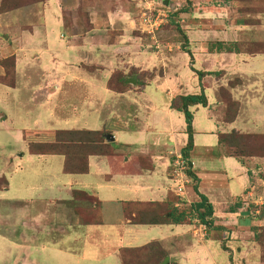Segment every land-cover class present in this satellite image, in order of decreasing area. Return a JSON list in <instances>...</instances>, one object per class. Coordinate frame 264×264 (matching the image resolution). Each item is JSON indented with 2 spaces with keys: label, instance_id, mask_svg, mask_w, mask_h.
Here are the masks:
<instances>
[{
  "label": "rangeland",
  "instance_id": "374dc122",
  "mask_svg": "<svg viewBox=\"0 0 264 264\" xmlns=\"http://www.w3.org/2000/svg\"><path fill=\"white\" fill-rule=\"evenodd\" d=\"M139 1L48 0L41 3L38 0H0V230L12 232L17 227L15 224L18 225L23 218L27 224L34 220L39 228L44 227L43 235H45L55 221L56 211L60 205L52 200L55 197L65 200L61 199L63 196L72 198L69 193L72 187L70 184L75 191L87 190L91 195L101 193L100 196L108 197L104 190L99 188L102 183L106 184V176L99 175L101 169L95 161L92 164L91 174L66 175L63 173L64 158L62 156L32 155L29 152L30 142L52 140L53 130L99 129L114 132L118 121L120 126L127 123L130 127L146 129L141 136L146 135L145 141L152 143L150 138L153 131L161 129L158 124L153 125L150 118L152 110L165 101L166 90L190 85L189 77L193 75L192 71L181 68L182 60L189 63L190 54L184 52L181 57L174 56L169 62L167 54L153 50L157 46L161 50L164 46L170 45L173 47L172 53L178 52L176 49L178 46L181 47L179 52L184 51L186 45H183L182 28H187L186 23L189 19L184 15L177 21L170 22L180 7L185 8V5L181 0H171L173 7L168 8L169 23H165L166 25H163L158 32L149 36L148 33L142 32L143 27L140 25L142 12L136 7ZM164 1L170 2V0ZM218 8H220L219 15L217 14L210 24L222 23L229 19L231 23H236L244 10L246 14L255 17V19L251 18L253 21L251 24L259 23L256 20L258 18L260 25L264 26V0H236L229 8L224 4ZM118 10L124 18L121 19L119 16L115 18L114 15L111 21V24L114 22L113 26L103 22L99 24V27L102 26L101 28L106 31V28L120 32L123 30L126 33L133 31V34L115 38L108 36L101 41L102 43H98L99 46L103 42L105 45L91 46L90 38L89 40L84 38L88 35L86 32L93 28L91 25L94 26L96 19L100 17L109 21L110 13ZM130 14H132L131 18ZM127 17H129L128 21ZM130 21H132L131 25ZM206 25L209 24L206 23ZM177 26H180L181 31L176 28ZM110 39H114L115 47L106 43ZM127 46H133L136 50L128 56L125 54L126 60L122 64L119 57ZM151 47H153L152 50H150ZM245 49L253 53V51L264 50V45L246 44ZM163 51L166 52V49L164 48ZM12 57L15 58L16 86L14 88L9 87L5 82L8 70L3 69L5 74L1 70L5 65L3 63L6 62L4 59L10 60ZM259 58L263 61L264 55H260ZM131 65L142 66L150 71L143 76L139 74L142 82L147 81L150 85L145 88L138 87L137 90H131L127 94L110 91L107 84L112 73L120 67L127 69L130 66L131 68ZM244 66L247 69L250 68L247 64ZM93 67L99 68L98 71H94ZM196 67L200 71L203 69L197 62ZM214 73L223 72L216 68ZM260 77L263 78L264 75ZM220 80L217 76H213L216 84ZM255 82L264 85V80L261 78H257ZM241 83L242 80L235 79L230 80L227 85L219 83L218 91L214 88L207 89L208 96L217 99L218 95L224 104L229 105V109L223 116L226 123H230L229 120L236 111V105L229 90L233 87H241ZM252 83L253 80H247L244 86V90L248 89L247 93L244 94L243 90H240L236 96H239V101H242L245 106L244 115L257 118L258 122H264V88H261L255 96L257 89H251ZM212 85L215 86V84ZM159 111L156 110V113ZM216 115L218 118L222 116L218 113ZM135 119L140 120L135 121ZM242 130L246 132L244 134H258ZM251 146L255 150H262L264 140L257 143L250 141L249 147ZM219 150L220 152L222 150L224 154L223 149L219 148ZM248 159L244 157L242 161L238 160L244 163ZM111 165L108 166L107 173H110ZM35 171L38 172V176L34 174ZM171 175L176 176L173 170ZM252 176L260 177L261 181L253 190L251 189V196L248 194L244 200L239 199L233 203L229 200L227 202L229 205H222V210H227L226 213L216 207L217 213H223L225 215L222 216L226 217H222L224 219L220 222L216 221L217 223L210 231L206 229L209 238L204 242L208 247H204L203 244L195 245L196 239L190 238L191 245L194 248H202L204 252L203 255H198L196 261H192V257H189L190 264H264V210L261 209L264 207V168L261 173L256 172ZM5 178L8 185H11V189L6 190ZM26 183H28L27 186H25ZM86 185L91 186L86 187ZM221 189L222 192L227 190L225 187ZM242 191L243 188H240L241 194H243ZM108 193L112 198L122 197L117 189ZM217 200L227 201L228 199L224 196ZM239 202L241 205L234 209L232 205L234 203L237 205ZM116 206H118L117 203L112 202L106 205V216L109 222L114 220L110 218L109 211H114ZM39 210L45 214L40 213ZM38 217L42 219L39 221ZM23 232L25 229L18 230L19 234L16 238L21 239L20 235ZM74 234L77 235V231ZM7 236L5 237L8 241L0 236L1 264H26V262L72 264L71 261L66 262V253L57 254L39 249L38 252L33 251L39 248L41 243L45 245L43 248H47L46 244H51L52 240L49 237L43 236L40 240L41 237L38 235L37 244L25 249L31 253H25L20 246L10 242ZM53 239L57 244H61L64 240L63 236L59 237V234H55ZM169 242L170 246L172 242ZM70 243L79 244L80 239ZM71 244L70 247L77 248ZM161 246L163 249H168ZM24 247L29 246L24 245ZM174 248L172 245L171 249ZM172 254L180 255L181 252L176 251ZM163 255L168 256V252L164 251ZM30 258L33 259V263L29 262ZM160 261L163 264L165 260L161 257L153 259L154 264ZM171 262L175 261L166 263Z\"/></svg>",
  "mask_w": 264,
  "mask_h": 264
},
{
  "label": "crops",
  "instance_id": "0c3cea01",
  "mask_svg": "<svg viewBox=\"0 0 264 264\" xmlns=\"http://www.w3.org/2000/svg\"><path fill=\"white\" fill-rule=\"evenodd\" d=\"M181 1L185 5V8H182L183 13L180 15V18L186 15L189 19L186 23L187 28H182L183 36H186V39L183 38V45H186L184 51L179 52L181 47L178 45L176 48L178 52L176 51L175 53H172L173 47L170 45L168 47L164 46L161 50L157 46L153 50L158 53L167 54L169 62L172 61L174 56L179 55L181 57V54L184 52L190 54L192 59L190 58L189 63L182 60L181 68L190 69L193 75L189 77L191 80L189 86H180L166 90L165 101L155 106L152 110L150 118L153 121V125L158 124L161 128L153 131L154 133L150 138L152 143L145 141L146 135L141 136V134L145 133L146 129L130 127L127 123L120 126L117 121L115 131H106L107 134H105V138L107 136L114 138L113 141H108L106 138V142L112 144L113 155L91 156L89 158L90 171L88 174H91L92 164L95 161L101 169L99 175L106 176V184L103 185L102 183L99 188L104 190L105 195L108 197L100 196L101 193L91 195L87 190L75 191L73 185L70 184L72 187H70L69 193L72 195V198L69 196L65 198L63 196L61 199L65 200H60L56 197L52 200L60 205L56 211V219L45 235H43L44 227L40 226L39 228L34 220L27 224L22 218L18 225L15 224L17 227L12 232L0 230V236L4 240L8 241L5 236L9 235L7 237L10 239V242L20 246L25 253H31L25 249L37 244V241H39L38 235L41 237L40 240H42L43 236L49 237L52 240L51 244H46L48 249L43 248L45 245L41 243V246L33 251L38 252L39 249L57 254L66 253V262L71 261L72 264H122L120 254L122 250L142 248L153 243H158L160 246L168 247V249L162 248L168 252V261H175L177 264H190L188 261L189 257H192V261H196L198 260V255L204 254L202 248H194L191 245L190 238L196 239L195 245L203 244L207 248L208 245L204 242L209 238L206 226L199 224L196 219H193L190 224L165 222L156 225H144L136 222L139 211L142 210L149 214L146 211H151L152 207L156 205L161 206V213L170 210L171 207L181 211L198 203L201 200L200 194H202L206 196L208 203L213 206L216 224L224 219L222 217H226L222 216L225 215L223 213L227 212V210H222V205H229L227 203L229 200L232 203L236 200L239 201V199L240 201L244 200L248 194L251 196V189L253 190L255 185L261 181L259 176L257 178L252 175L256 172L261 173L264 168V158L252 157L242 163L235 157L225 156L222 154V150L221 152L219 150L221 148L219 135L230 133L234 130L246 133L242 129L251 133L264 134V122H258L257 118L244 115L245 106L242 101H239V96H236L240 90H243L244 94L247 93L248 89L244 90L247 80H253L251 89H257L255 96L258 95L261 88H264L263 84L255 82L257 78L264 80V77H260L264 75V60L262 61L259 58L260 55H264V50L253 51L255 53H252L245 49L246 44L264 45V26L260 25L261 22L258 18L256 20L259 23L251 24L253 22L251 18L255 19V17L246 14L247 12H244V10L240 13L242 16L236 23H231V19H229L225 21L226 23L223 21L222 23L210 24L214 21V17L217 14L219 15L220 8L218 7L221 4L229 8L236 0ZM167 5L171 6V8L173 7L171 0ZM115 12V14L110 13L108 16L110 22L100 17V19H96L94 26L91 25L93 28L86 32L88 35L84 38L85 40H89L90 38L91 46L101 47L105 45L104 42L102 45L100 44L101 46L98 43H102L101 41L108 36L115 38L133 34V31H127L128 33H126L123 30L120 32L110 28H106V31L103 30L104 28H101L102 26L99 27V24L101 25L103 22L113 26L114 22L111 24V21L114 15L115 18L118 16L121 19L124 18L123 15H120L119 10ZM129 17L131 18L132 14ZM129 17H127V21ZM129 23L131 25L132 21ZM206 23L209 25H206ZM105 32H108V34H105ZM127 38H130V36H127ZM152 39L155 38L152 37ZM106 43H110L112 47L116 46L114 39L107 40ZM217 43H224L226 45L237 43L244 46L240 51L233 50V52H230L226 49L219 50L217 45H215ZM164 48L166 52L163 51ZM133 50H136L135 47L127 46L122 52L121 57H119L122 64L126 60L124 55L127 54L128 56ZM137 52L139 51L137 50ZM196 62L202 66V71L198 70ZM245 64L249 65L250 68H245ZM216 68L223 73L215 74ZM3 69L2 67V73L5 74V70L3 71ZM92 69L98 71L99 68L93 67ZM118 70L123 73L124 83L130 86L127 91L120 94H127L131 90H137L138 87L145 88L150 85L147 81L142 82L139 77V74L143 76L146 73H150L148 69L142 66L131 65V68L130 66L127 69L120 67V69H116V71ZM213 76L220 78L219 83L223 85L229 84L230 80H242L241 87H233L229 90L232 100L239 105L237 117L230 123H226L223 119L225 111L227 112L229 109L228 105L224 104L218 98V95L217 99L219 101L207 94L208 88H214L218 91L219 83L216 84L213 81ZM148 77L151 78L152 76ZM133 80H135V84L132 83ZM212 84H215V86ZM202 91H204L207 97V106L198 105L191 107L194 147L191 151L190 162L192 164L191 170L198 180H192L188 176L187 171L182 176H178L176 173V176L173 177L171 172L174 168V154L183 153L182 151L188 142V134L185 116L183 113L173 109L172 103L179 96L199 95ZM252 99L254 100V97ZM156 110L160 111L156 113ZM217 113L222 115L221 118H218ZM137 120L140 119H135V121ZM84 130L102 131L99 129ZM109 165L112 167H110V173H107ZM34 174L38 176L37 171ZM6 184V190L11 189V185H8L7 180ZM27 185L28 183L25 186ZM90 186L86 185V187ZM195 187L198 189L197 192ZM223 187L227 188L226 192H222L221 188ZM240 188H243V194L240 193ZM115 189L121 192L122 197L112 198L109 196L108 191H114ZM77 192H84L96 198L100 204L97 206V203L87 202L84 198L76 197L75 193ZM224 196L227 197V201L217 200L218 198H224ZM110 202L117 203L118 205L114 211H109L110 218H114L111 222L107 220L106 216V205ZM232 206L237 205L234 203ZM216 207H219L223 213H217ZM97 208L98 210L96 211L95 209ZM237 208L238 206L234 209ZM61 209L63 210L61 211ZM39 212L45 214L43 211L39 210ZM41 219L38 217L39 221ZM20 229H25V232L21 233V239H17L16 235L19 234L18 230ZM75 231H77V235L74 234ZM55 234H59V237L63 236L64 240L61 244H57L56 240L53 239ZM78 238L80 239L79 244L70 243L72 241L77 242ZM169 241L172 242L170 246ZM70 244L77 246V248L74 246L70 247ZM24 245H28L29 247L25 248ZM172 245L175 247L174 249H171ZM176 251H180L181 254H174L173 256L172 252L175 253ZM25 258L27 260L26 255ZM199 261L202 262L203 260ZM29 262L33 263V259L30 258ZM26 264L29 263L26 262Z\"/></svg>",
  "mask_w": 264,
  "mask_h": 264
},
{
  "label": "trees",
  "instance_id": "16d2710c",
  "mask_svg": "<svg viewBox=\"0 0 264 264\" xmlns=\"http://www.w3.org/2000/svg\"><path fill=\"white\" fill-rule=\"evenodd\" d=\"M43 3L48 0H38ZM183 13V9L178 10L171 19L170 23L180 19V15ZM179 31L180 26L176 27ZM184 39L186 36L184 35ZM219 50L226 49L230 52L240 51L243 49L239 44H229L217 43ZM255 46L258 44H254ZM255 53V52H253ZM6 60L3 64V68L8 70V76L11 78L9 80L6 74V81L10 87L15 86V58ZM2 60V61H4ZM129 85H126L123 80V73L121 71H116L113 73L111 79L108 82V88L111 91L123 93L129 89ZM208 103L207 97L202 91L199 95H189V96H179L172 103V108L178 112L183 113L185 116L187 124V134L188 142L186 147L183 149V157L187 161L188 176L197 181L198 178L192 172V164L190 162L191 151L194 147V130H193V114L190 111L191 107L202 105L206 107ZM236 105L235 115L231 116L229 122L236 119V114L239 109L238 103L234 102ZM229 108V105H228ZM52 140L49 141H38L29 143V152L32 155H53V156H62L64 158L63 172L65 174L71 175H85L88 174L89 169V158L91 156H112L113 147L112 144L106 142L105 130L102 131H90V130H55L51 132ZM264 140V134H244L236 131L230 133H224L219 135V143L221 148L224 150L225 156L235 157L242 161L244 157H261L264 158V147L262 150H255L252 146L249 147L250 141L262 142ZM197 191V189H196ZM76 197H81L87 200V202L97 203L99 201L87 195L84 192L75 193ZM201 201L193 204L192 207L179 209L171 207L170 210L161 213V206L156 205L152 207L151 211H139V215L136 219V222L144 225H156L161 223H172V224H190L193 219H196L199 224H203L210 231L214 228L215 217L214 209L211 204L208 203L206 197L200 195ZM239 202L237 206L241 204ZM243 203V202H242ZM237 206H232L236 208ZM170 208V206H169ZM264 210V207H261ZM96 211L98 210L95 209ZM203 210V211H202ZM179 211V212H178ZM260 238V237H259ZM121 260L122 264H154L153 259L164 258L163 264H167L166 259L168 256L163 255L164 251L160 245L157 243L150 244L142 248H133V249H124L121 251ZM162 254V256H160ZM135 258V260H133ZM133 260V261H132ZM159 260V259H158ZM162 261V260H161ZM160 261L158 264H162ZM170 264H177L176 262H171Z\"/></svg>",
  "mask_w": 264,
  "mask_h": 264
},
{
  "label": "built area",
  "instance_id": "2783aa9c",
  "mask_svg": "<svg viewBox=\"0 0 264 264\" xmlns=\"http://www.w3.org/2000/svg\"><path fill=\"white\" fill-rule=\"evenodd\" d=\"M164 0H140L136 7L141 10L140 25L143 27L142 32L148 35H154L158 30L169 23L170 21V8L168 5L164 6ZM173 171L176 175L182 176L188 169L186 160L182 153L174 154Z\"/></svg>",
  "mask_w": 264,
  "mask_h": 264
},
{
  "label": "water",
  "instance_id": "95a60500",
  "mask_svg": "<svg viewBox=\"0 0 264 264\" xmlns=\"http://www.w3.org/2000/svg\"><path fill=\"white\" fill-rule=\"evenodd\" d=\"M165 4H168V2H166ZM132 83L135 84L136 83L135 80H133ZM106 138H107L108 141H113L114 140V138L112 136H107Z\"/></svg>",
  "mask_w": 264,
  "mask_h": 264
}]
</instances>
